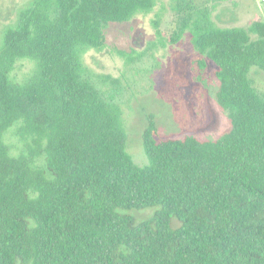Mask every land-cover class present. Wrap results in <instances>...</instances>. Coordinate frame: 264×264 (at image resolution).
Wrapping results in <instances>:
<instances>
[{
    "label": "trees",
    "instance_id": "1",
    "mask_svg": "<svg viewBox=\"0 0 264 264\" xmlns=\"http://www.w3.org/2000/svg\"><path fill=\"white\" fill-rule=\"evenodd\" d=\"M155 0H32L0 46V264H264V23L220 28L202 13L193 43L218 69L231 128L216 140L158 138L128 152L120 106L88 75L85 50ZM186 25H183V30ZM35 64L24 82L19 61ZM207 64L201 62V68ZM16 125L30 144L12 154ZM155 209L138 222L130 212Z\"/></svg>",
    "mask_w": 264,
    "mask_h": 264
},
{
    "label": "rangeland",
    "instance_id": "2",
    "mask_svg": "<svg viewBox=\"0 0 264 264\" xmlns=\"http://www.w3.org/2000/svg\"><path fill=\"white\" fill-rule=\"evenodd\" d=\"M32 0H0V46L5 31L15 26L19 13ZM152 10L136 14L105 29L106 46L88 49L82 63L88 75L120 106L128 137L127 149L134 161L148 164L143 133L148 116H155L158 138L188 136L216 140L231 128L228 113L217 103L218 66L196 50L192 26L202 13L220 28H249L264 23V0H155ZM183 25L186 28L183 30ZM207 64L201 68V62ZM35 70L30 60L19 61L14 80L24 82ZM250 78L264 94V71L253 67ZM16 125L4 137L12 154L26 151L29 140ZM155 209L130 212L138 222L151 218Z\"/></svg>",
    "mask_w": 264,
    "mask_h": 264
}]
</instances>
